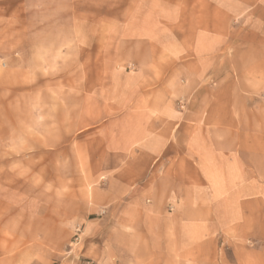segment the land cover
I'll return each instance as SVG.
<instances>
[{"label": "rangeland", "instance_id": "rangeland-1", "mask_svg": "<svg viewBox=\"0 0 264 264\" xmlns=\"http://www.w3.org/2000/svg\"><path fill=\"white\" fill-rule=\"evenodd\" d=\"M225 114L229 169L183 186L178 132ZM0 247L264 264V0H0Z\"/></svg>", "mask_w": 264, "mask_h": 264}, {"label": "crops", "instance_id": "crops-1", "mask_svg": "<svg viewBox=\"0 0 264 264\" xmlns=\"http://www.w3.org/2000/svg\"><path fill=\"white\" fill-rule=\"evenodd\" d=\"M232 112L234 111L232 110ZM213 118L214 116L210 115L209 123L216 121L225 123V126L213 127L209 125L208 127L206 126L208 130H205L203 127H195L193 131L178 132L177 148L181 150V156L177 157L176 167L180 176L178 180L181 179L180 181H182L183 186L186 184L185 174L187 176L189 174L188 172L185 173L186 171L192 172L194 179L196 176L200 179L202 170H228V166L223 167L219 165L231 163L235 158L233 152L234 145L231 142L232 137L230 135L234 130L232 126L233 121L231 123L228 121L229 118H233V114H230V116L225 114L219 118L220 120H217L215 116V120L212 121ZM237 131H240V129ZM218 134H224V140H219L217 138ZM164 143L165 141H162V145ZM2 251H4V248L0 247V253ZM21 257L22 255L20 254H0V264H18L21 262Z\"/></svg>", "mask_w": 264, "mask_h": 264}]
</instances>
